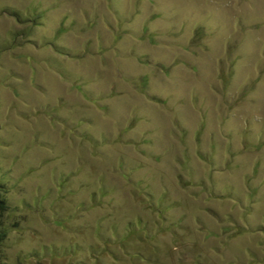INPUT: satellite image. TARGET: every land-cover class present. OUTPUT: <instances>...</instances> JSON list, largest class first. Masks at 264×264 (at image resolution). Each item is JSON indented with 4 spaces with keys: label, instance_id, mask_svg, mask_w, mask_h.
Returning <instances> with one entry per match:
<instances>
[{
    "label": "rangeland",
    "instance_id": "1",
    "mask_svg": "<svg viewBox=\"0 0 264 264\" xmlns=\"http://www.w3.org/2000/svg\"><path fill=\"white\" fill-rule=\"evenodd\" d=\"M3 8L0 264H264V0Z\"/></svg>",
    "mask_w": 264,
    "mask_h": 264
},
{
    "label": "trees",
    "instance_id": "2",
    "mask_svg": "<svg viewBox=\"0 0 264 264\" xmlns=\"http://www.w3.org/2000/svg\"><path fill=\"white\" fill-rule=\"evenodd\" d=\"M0 15H6V16L15 18L18 22L28 21L34 24L38 22L37 14H35L33 18H29L28 16L23 15V13H21L20 11L14 10L11 8L0 9ZM5 205H6V201L2 198L0 194V219L2 217L3 211L5 210ZM4 237H5V233H4L3 224L0 222V260H1V255H2L1 249H2V243H3Z\"/></svg>",
    "mask_w": 264,
    "mask_h": 264
}]
</instances>
